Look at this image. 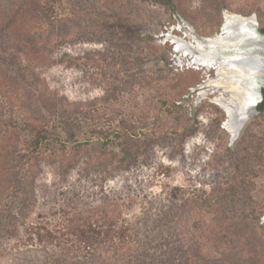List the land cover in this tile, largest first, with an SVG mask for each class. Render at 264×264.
I'll use <instances>...</instances> for the list:
<instances>
[{"label":"rangeland","instance_id":"rangeland-1","mask_svg":"<svg viewBox=\"0 0 264 264\" xmlns=\"http://www.w3.org/2000/svg\"><path fill=\"white\" fill-rule=\"evenodd\" d=\"M170 1L165 6L139 0H57L54 18L70 19L77 37L52 51L28 39L34 33H49L48 24L38 18L45 0H13L12 9L1 14L2 117L10 115L9 102L15 99L19 100L16 106L24 108L14 116L19 125L29 113L40 117L45 89L69 104L68 110L58 106L53 113L45 112L54 121L49 132L61 142L73 135L69 144L88 141L84 143L92 149L108 151L111 141L104 136L97 139L96 131L109 134L111 140L121 122L127 127L145 126L153 137L146 153L137 154L136 163L131 162L126 171L117 169L119 154L109 160L113 169L109 175L82 174L85 159H81L78 167L62 176L57 165L41 159L35 202L26 211L25 224L16 222L17 230L11 234L4 228L21 205L16 190L27 168L21 157L32 134L0 125V264H132L142 258L148 264H170L165 249L148 244L156 231L165 234V246L180 248L187 240L184 233L208 220L202 202L194 203L191 196L232 186L241 189L242 182L250 184L244 211L252 214L256 227L264 228V110L255 113L264 73L247 79L252 83L253 102L231 140L224 129L226 114L216 104V99L231 93L207 87L219 78L216 70L192 64L193 57L182 56L183 51L173 46L175 38L192 44L190 35L199 39L218 35L226 12L249 19L251 35L237 50L219 51L217 57H264V35L258 32L264 22V0ZM183 25L185 32L173 29ZM95 54L99 59L93 58ZM65 55H88V65H69ZM185 128H194L195 133L175 143V134ZM55 147V142H48L41 156ZM105 214H120L124 223L137 229L139 238L131 253L117 252L102 261L97 255L91 258L65 248L70 245L60 235L67 231L69 220ZM29 225L60 236L62 248L27 242L24 228Z\"/></svg>","mask_w":264,"mask_h":264},{"label":"trees","instance_id":"trees-1","mask_svg":"<svg viewBox=\"0 0 264 264\" xmlns=\"http://www.w3.org/2000/svg\"><path fill=\"white\" fill-rule=\"evenodd\" d=\"M142 2H152L168 6L170 0H139ZM57 0H45V8L39 11L38 18L41 22L48 24V34L46 36L34 33L28 36V39L38 44L47 50H54L64 43L73 41L77 35L75 34L74 24L70 19H55V5ZM0 16L12 9L13 0H0ZM219 13V9H217ZM76 25V24H75ZM258 32L264 35V22L259 27ZM67 64L78 66L88 65V55L81 57H71L65 55ZM95 60L99 59L98 54L93 55ZM4 63L0 60V65ZM17 67V65H16ZM20 69V67L18 68ZM135 82L139 80L133 79ZM44 87V86H43ZM262 102L257 106L256 111L261 113L264 110V88L262 89ZM45 103L40 111V117H34L33 114H28L26 120L22 122V126L15 120L14 116L18 113H23L22 104L16 106L18 99L9 102L10 115L2 117L0 111V125L5 128H18L31 133V139L23 150L22 165H27V168L22 171L21 181L16 190V195L20 196V208L14 214H11L7 222V227L4 228L9 233L13 234L17 230L15 223L20 221L25 224L26 211L35 202L34 185L38 172L39 162L41 159L47 160L50 164L57 165L61 171V175L67 173L78 165L79 160L85 159L82 168V174L89 175L92 173H104L109 175L112 173L110 161L116 154H119V166L117 169L126 171L128 165L137 161V154L146 153L147 147L151 142L152 134L146 132L145 126L141 128L127 127L124 122L117 126V130L111 133V140L108 139L107 133L96 131V138L104 136L105 141H111L112 149L105 151L94 150L92 145L84 143L88 141H73V135H68L61 142L58 138L50 133L49 126L53 120L50 115H46V111L54 112L56 107L59 109L68 110V103L63 99H59L54 95L43 90ZM16 101V102H15ZM97 101H95L96 103ZM86 106V105H84ZM56 111V110H55ZM195 133L193 128H185L174 136L175 143L180 138L185 141ZM55 142L54 151L48 152L44 157L41 156L42 148L49 142ZM178 145L183 150L181 141ZM115 149L114 152H112ZM13 155V154H12ZM17 158L16 154L14 159ZM78 167V166H77ZM116 169V168H115ZM167 172V170H163ZM16 175H12L15 177ZM11 177L7 181L11 182ZM241 189L238 187H228L225 190L215 191L208 195L191 196L194 203L202 202V207L206 209L208 220L192 225L189 232L184 233L187 240L180 248H172L165 246V234L157 230L152 236L153 240H149L148 244L154 245L155 248L167 251L165 259L170 264H249L250 259L258 260L259 264H264V228L256 227L254 218L249 213H245L247 207L246 191L250 184L242 182ZM204 196V197H203ZM69 220L67 231L60 236L66 237L60 239L58 235H53L47 228H40L36 225H29L24 228L25 239L27 242L35 243L43 248L49 245L62 248V241L69 244V247L78 255H88L91 258L97 255L98 259L105 261L106 258L115 257L117 252L131 253L134 250V245L137 242L139 235L137 229L133 225L124 223L118 215L105 214L103 217L96 219H77ZM73 239V240H72ZM62 240V241H61ZM47 243H50L47 245ZM63 243V244H64ZM158 244V246H156ZM63 247V248H64ZM147 250L145 253L148 256ZM177 250V252H174ZM177 254V257L174 256ZM132 264H148L144 258L135 260ZM163 264V262H162Z\"/></svg>","mask_w":264,"mask_h":264},{"label":"bare ground","instance_id":"bare-ground-1","mask_svg":"<svg viewBox=\"0 0 264 264\" xmlns=\"http://www.w3.org/2000/svg\"><path fill=\"white\" fill-rule=\"evenodd\" d=\"M248 25H250L249 19L225 12L218 35L199 39L187 33L193 40L192 44L173 39L176 43L175 49L183 51L182 56L193 57L192 64H200L207 69L216 70L219 78L210 81L207 87L212 86L223 92L231 93L228 97H219L216 99L217 103L215 102L226 114L224 129L231 136L238 134L245 118V111L253 102L252 83L247 79L257 73H264V60L259 56H252L255 58L251 59L242 55L220 58L217 55L219 51L237 50L244 37L251 35L247 28ZM189 66V68L192 67Z\"/></svg>","mask_w":264,"mask_h":264},{"label":"water","instance_id":"water-1","mask_svg":"<svg viewBox=\"0 0 264 264\" xmlns=\"http://www.w3.org/2000/svg\"><path fill=\"white\" fill-rule=\"evenodd\" d=\"M243 56H246V57H248V58H251V59H253V58H255V57H252V56H259V55H243ZM259 57H261L263 60H264V57H262V56H259ZM237 135L238 134H236V136H231V140H234L236 137H237Z\"/></svg>","mask_w":264,"mask_h":264},{"label":"flooded vegetation","instance_id":"flooded-vegetation-1","mask_svg":"<svg viewBox=\"0 0 264 264\" xmlns=\"http://www.w3.org/2000/svg\"><path fill=\"white\" fill-rule=\"evenodd\" d=\"M259 56H261V55H259ZM263 57V56H262ZM264 88V83H263V85H262V87H261V91H260V100H259V102H258V104H257V106L262 102V100H263V97H262V89ZM257 106H256V108H257ZM256 108H255V113H257V111H256Z\"/></svg>","mask_w":264,"mask_h":264},{"label":"built area","instance_id":"built-area-1","mask_svg":"<svg viewBox=\"0 0 264 264\" xmlns=\"http://www.w3.org/2000/svg\"><path fill=\"white\" fill-rule=\"evenodd\" d=\"M173 29H175V30H183L185 32L186 31L185 29H187V27L183 25V26L174 27ZM173 46H176V43H174Z\"/></svg>","mask_w":264,"mask_h":264}]
</instances>
